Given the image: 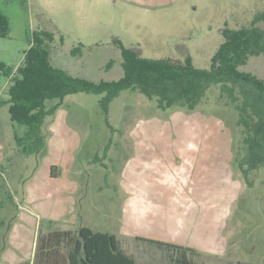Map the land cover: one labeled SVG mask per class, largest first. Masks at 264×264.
I'll list each match as a JSON object with an SVG mask.
<instances>
[{
	"label": "rangeland",
	"instance_id": "374dc122",
	"mask_svg": "<svg viewBox=\"0 0 264 264\" xmlns=\"http://www.w3.org/2000/svg\"><path fill=\"white\" fill-rule=\"evenodd\" d=\"M0 12L9 20L0 37L6 100L5 73L22 64L34 32L53 37L46 43L54 67L94 83L123 77L117 42L143 58L188 56L208 69L226 25L249 26L264 0H0ZM242 70L264 80V55ZM102 97L62 100L44 126V156L19 152L23 128L0 104V264L35 263L42 236L82 227L115 235L138 264L181 255L192 264H264V167L251 172L250 185L238 163V113L220 87L195 110L163 111L124 91L105 115Z\"/></svg>",
	"mask_w": 264,
	"mask_h": 264
},
{
	"label": "trees",
	"instance_id": "16d2710c",
	"mask_svg": "<svg viewBox=\"0 0 264 264\" xmlns=\"http://www.w3.org/2000/svg\"><path fill=\"white\" fill-rule=\"evenodd\" d=\"M263 21L264 13H261L249 26L231 29L226 25L222 31L224 41L212 56L208 69L195 67L188 56L184 61L143 58L117 42L124 75L118 81L99 83L71 76L54 67L46 43L53 37L34 32L29 39L32 46L25 53L22 64L16 71L9 68L5 73L10 78L8 98L0 99L2 106H9L12 123L23 128L21 136L15 133L19 152L25 156L46 154V120L56 114L62 100L70 95H103L100 107L105 115L124 91L138 92L155 100L158 109L163 111L172 108L195 110L208 90L219 86L226 106H233L238 113L237 124L243 145V151L238 153V163L251 185V172L264 167V80L242 68L251 58L264 55V29L258 26ZM8 31L9 20L0 12V37L6 36ZM53 100H60V103L48 108L47 102ZM52 176L59 174L53 169ZM36 257L34 264H136L135 259L120 247L115 235L95 232L88 227H82L77 234L54 231L42 236ZM174 264L192 263L181 255Z\"/></svg>",
	"mask_w": 264,
	"mask_h": 264
},
{
	"label": "crops",
	"instance_id": "0c3cea01",
	"mask_svg": "<svg viewBox=\"0 0 264 264\" xmlns=\"http://www.w3.org/2000/svg\"><path fill=\"white\" fill-rule=\"evenodd\" d=\"M124 250V249H123ZM125 251V250H124ZM171 258V257H170ZM135 259V258H134ZM172 260H168V262H167V264H174V259L173 258H171ZM135 261H136V264H138V262H137V260L135 259ZM192 263V262H191ZM31 264H34V263H31Z\"/></svg>",
	"mask_w": 264,
	"mask_h": 264
}]
</instances>
